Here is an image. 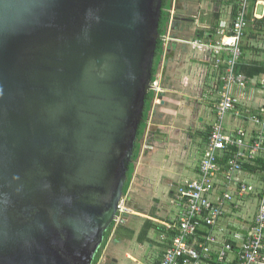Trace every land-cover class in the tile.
<instances>
[{"label": "water", "instance_id": "water-1", "mask_svg": "<svg viewBox=\"0 0 264 264\" xmlns=\"http://www.w3.org/2000/svg\"><path fill=\"white\" fill-rule=\"evenodd\" d=\"M163 0H0V264H93L153 89Z\"/></svg>", "mask_w": 264, "mask_h": 264}, {"label": "built area", "instance_id": "built-area-1", "mask_svg": "<svg viewBox=\"0 0 264 264\" xmlns=\"http://www.w3.org/2000/svg\"><path fill=\"white\" fill-rule=\"evenodd\" d=\"M175 4L174 0L172 14ZM222 5H227V10L220 16H229L227 19L220 17L215 28L199 23L197 31L204 32L203 37L195 35L193 40H180L204 54V74L210 75L209 85L216 94L215 99L212 98L215 104L210 102L214 120L203 149L198 150L201 159L196 176L175 185L172 205L177 208L176 216L164 226L176 236L158 264H257L264 256V187L256 206H244L243 201L258 195L254 186H248L239 178L244 163L264 158V114L262 118L261 113L256 112L242 115L236 111L240 100L234 95L235 89L244 90L257 84L264 95V77L248 79L236 71L243 58L242 45L248 21L264 19V0H223ZM171 35L168 32L165 41L173 39ZM153 89L160 99V80L153 83ZM232 114L258 128L252 138L245 128L231 130L229 116ZM237 183L241 185L235 189ZM230 208L245 214L250 210L251 225L247 224L246 234L233 233L221 224ZM129 212L122 201L116 224L123 222L120 215ZM164 238L162 236L160 242Z\"/></svg>", "mask_w": 264, "mask_h": 264}, {"label": "crops", "instance_id": "crops-1", "mask_svg": "<svg viewBox=\"0 0 264 264\" xmlns=\"http://www.w3.org/2000/svg\"><path fill=\"white\" fill-rule=\"evenodd\" d=\"M175 1H176V11L178 13V15H176L178 17L176 18L178 19V21H174L170 28L173 33V35H171V38L173 39H168V41L167 40L165 41L166 53L164 55L163 71L166 72V75L168 74V78L167 79L161 78V80L164 83L166 81L169 83H172L174 81L175 83L179 77H182V79L187 78L189 80L188 89L190 90L193 86L192 82L194 80V78L189 79L190 74L191 76L194 74H199V69L194 64H196L197 62V65L199 66L205 65L203 62L204 54L201 51L194 49L189 43L181 42L180 38H184L187 40H193L195 38V34L197 31V24L199 25V23H202V25H208V24L211 25L213 18H215L216 11H217L216 14H219L220 16L221 13L226 12L225 10H227L226 9L227 5H220L223 2L222 0H197L195 1L197 3H194L193 5H190L189 3L184 2V0H175ZM203 3H206L207 5H209L208 10L209 12L210 11L211 12L209 14L208 13L205 14L204 12L203 14L205 15H204V18L202 19V18H199L198 16L205 9ZM208 10L206 9V11ZM182 11L184 13L180 15ZM226 16H228V14ZM228 17H221V19L222 18L227 19ZM190 18H192V21H189ZM182 33L188 35L189 38L181 37L180 35ZM254 41L259 42V40H254ZM253 46H255L256 51L255 50L249 51L246 55L247 56L246 60L249 63L262 62L264 64V52H261V45H258L256 43V44H253ZM250 53L253 54V58H249ZM199 61L202 62V64H198ZM203 73H204V67H203ZM263 77H264V74H262L261 76H258V78L260 79ZM201 82H202V78H200L199 85L200 87H203L201 85ZM165 92L166 91L164 89L163 93ZM234 95L240 100V102L242 103V107H243L242 109L247 114H251L252 112H255V110L258 109V107L261 105V93L259 91V88H257L256 86L247 88L244 90L235 89ZM196 100L197 98L194 99V101ZM206 100L207 99H205L204 102L202 101L198 102L202 106V108H204L202 112L199 110V114L197 116L198 118L197 122L199 124V127H198L199 129L193 134L185 133L184 136H180L179 134H177L176 137L175 136L170 137V139L174 140V142H179L178 146L180 147L178 148L180 149H176L178 150V154L176 152L177 156H180V150L181 151L183 150V146L185 144L184 141H189L187 150H185L187 157L189 154V150H202L203 149L204 141L206 139V134L210 128V124H212V120H214V114H212L210 110V108H213V107H211L210 102H208L209 104H207ZM167 117H168L167 122L172 123L174 121V119L171 120L169 116ZM229 127L231 128V130H234L237 127L245 128L247 132L250 134L249 137L251 138L258 131V128L253 123H247L244 121L241 122L240 120H232L231 123L229 121ZM178 132L179 131H177V133ZM165 145L173 146L175 144H172L170 142V144H165ZM150 146H146L147 148L145 150H148V151L149 150H159L158 148L155 149L154 145H152V147ZM157 157H159V154H157L156 151H151V153H149L148 157L146 158V161H143L142 163L139 164V166H137L134 176H133V184H132L133 186L130 188L129 194H130V197L134 199L135 202H138L142 205L146 204L145 207L147 208V214L141 215L137 213L139 216L142 217V219L144 218L146 220H152L155 224L165 227L164 226L165 223H170L172 220L175 219V216H176L175 213L177 212L176 210L177 208L176 206L172 205L173 191L175 190V185H177L178 183H181L182 181L179 179L174 180L172 181V185L169 182L170 185L168 188V192L164 194L165 197H168V203H166L165 200L161 201V198L158 195L159 193L158 188L160 187L159 186L160 182L159 183L156 182L157 172L155 173L153 172V171H158L156 169L157 168L159 169L162 166L161 160L157 163L155 162V159ZM179 158H174V156H171L169 153L165 155V160L168 162L169 165L176 163L175 164L176 166L179 165V166L185 167L187 162L177 160ZM200 159H201V151L199 153L197 163L192 169L194 172V177L196 176V172L198 171L197 167L199 165ZM152 172L154 174H152ZM187 180H190V179H187ZM243 203H245V205L249 207H254L257 204V196L253 195L251 198H248L246 201H243ZM140 204L135 205V208L138 210L140 209L143 210L141 208L142 206H139ZM152 210H154L153 213L151 212ZM149 213H152V214H149ZM249 214H250V210L249 212L245 214L242 210L235 211L234 208H230L228 210V214L226 215V217L221 221V224L225 228H229L230 231L232 230L234 233L239 231L243 234H246L247 224L251 225V221H250L251 216H249ZM145 221H143L142 224H144ZM240 227H243L244 229H240ZM131 229L135 231V228L132 227ZM141 229L142 228L138 230V234L135 232L134 237H132L134 241L135 240L138 241V236L140 234ZM150 234H151V231L148 235L149 238H151ZM130 241L131 240H127L123 236H117L115 233L113 234V236H111V239L109 240V243L107 244L108 245L107 250H109L108 251L109 253L114 254V256L112 257L109 256L111 257V261L113 264H121V260L124 257L133 262H136V259L132 256L130 251L129 252L125 251L126 249H130V248L133 249V251H135L134 245L128 244ZM155 241H158V240H155ZM155 241L150 244L151 247H154L157 245V244L155 245ZM145 245H147V242L145 244L144 243L140 244V247L145 246ZM164 250L165 249L163 247V248L158 249L156 252L152 253L151 259L149 257L150 261L149 259L147 261L148 264H153L152 261L154 262L159 261L162 254L164 253ZM105 262L106 261L103 260V264H105ZM257 264H264V256H263V259Z\"/></svg>", "mask_w": 264, "mask_h": 264}, {"label": "rangeland", "instance_id": "rangeland-1", "mask_svg": "<svg viewBox=\"0 0 264 264\" xmlns=\"http://www.w3.org/2000/svg\"><path fill=\"white\" fill-rule=\"evenodd\" d=\"M195 1H197V0H184V2L189 3L190 5L197 3ZM203 5H204L205 9L202 11V13L199 16L196 15L202 19L204 18V15L206 13L209 14L211 12V11L209 12V10H208L209 5H207L206 3H203ZM206 9L208 11H206ZM204 12H205V14H203ZM183 13L184 12L182 11L180 15H182ZM173 15L174 16L178 15L176 10L174 11V14H172V16ZM169 33L172 34L171 29H170ZM180 36L185 37V38H189L188 35L183 34V33ZM180 39H184V38H180ZM185 40H187V39H185ZM256 43L258 45H264V39H260L259 42L250 41L251 46L253 44H256ZM254 48H255V46H254ZM249 58H253L252 53L249 54ZM163 63H164V57L162 60L160 70H159L158 75H157V78H158L157 80H160L161 93H163L164 89L166 92L163 94V96H159L160 99L155 97L154 108H153L151 115L149 117L146 134L143 137L144 139L142 141L140 157L135 163V170H136L137 166H139L140 163H142L143 161H146V158L148 157L149 153H151V151H156V153L159 154V157H157L155 159V162L157 163L161 160V163H162L161 168L156 169L158 171H153L154 173L157 172L156 182L157 183L160 182L159 183L160 187L158 188V192H159L158 195L160 196L161 201L165 200V202L168 203V197H165L164 194H166L168 192L169 185L170 184L172 185V181H174V180L179 179L183 182L187 179L194 178V172L192 169L195 166V164L197 163V160L199 157V153H197L198 150H189V154L187 157L185 150H187L189 141H184L185 144L183 146V150L182 151L180 150V156H177L176 152L178 154V150H176V149H180V148H178V147H180V146H178L179 142H174V140H171L170 137H172V136L176 137L177 134H179L180 136H184L185 133H188V134L195 133L199 129L198 128L199 124L197 122L198 121L197 116L199 114V110L201 112H202V110H204V108H202V106L198 102L199 101L204 102L205 99H207L206 102L207 101L211 102L215 93L212 92V89L207 86L208 82H207V80L205 81V79H204V77H206V75L203 73L204 65L199 66V65H197V62H196V64H194L196 67H198L199 74H194L192 76L190 74L189 79L194 78V80L192 82L193 86L189 90L188 89L189 80L187 78L182 79V77H179L175 83H174V81L172 83H169L167 81L165 83L162 82L161 78H166V79L168 78V74L166 75V72L163 71V67H164ZM198 64H202V62L199 61ZM200 78H202L201 85L203 87H200V85H199L200 84ZM195 98H197L196 101H194ZM207 104H209V103L207 102ZM204 112H206V111H204ZM167 116H169L171 120L174 119V121L172 123L167 122L168 121ZM159 126H161V127H159ZM177 131H179V132L177 133ZM156 142H158V143H156ZM170 142L172 144H175L176 146L175 145H173V146L165 145V144H170ZM152 145H154L155 149L158 148L159 150H149V151L145 150L147 148L146 146L152 147ZM168 153L171 156H174V158L180 157L177 160L187 162L186 166L185 167L184 166L182 167L179 165L176 166L175 165L176 163L169 165L168 162L165 160V155ZM186 159H187V161H186ZM153 172H152V174H154ZM169 182H170V184H169ZM132 184H133V180H132L130 188L133 186ZM129 193L130 192L128 191V194L126 196H123V203L126 205L127 209L130 210V212L127 214L120 215V217L123 219V222L120 224H122V226L135 228V232L138 234V230L140 228H142V226H143L142 223L146 219H144V218L142 219V217L139 216L137 213H139L141 215H146L147 214V208L145 207L146 204L142 205L138 202H135L134 199H132L130 197ZM138 204H140L139 206H142L141 208L143 210H141V209L138 210L135 208V205H138ZM148 207H149V205H148ZM139 211H141V212H139ZM151 212L153 213L154 210H152ZM152 213H149V214H152ZM118 225L119 224H117V227H119ZM150 235H151L150 239H152L154 241L158 240L160 237L154 231H151ZM151 243L152 242H149V243H147V245L140 247L139 242L137 240L134 241L132 239L128 244L134 245L135 251H133V249H131V248L126 249L125 251L126 252L130 251L132 256L136 259V262H133V261L124 257L121 260V264H148L147 261H148L149 257L151 259L152 253H154L158 249L164 247V245L159 241H155V245L156 244L157 245L154 247L150 246ZM107 249H108V245L105 248L104 252L102 253V255L100 257V261L98 264H103V260L106 261L105 264H113L111 261V257L114 256V254L109 253L108 252L109 250H107ZM109 256H111V257H109ZM150 259H149V261H150Z\"/></svg>", "mask_w": 264, "mask_h": 264}, {"label": "trees", "instance_id": "trees-1", "mask_svg": "<svg viewBox=\"0 0 264 264\" xmlns=\"http://www.w3.org/2000/svg\"><path fill=\"white\" fill-rule=\"evenodd\" d=\"M222 4H223V2L220 5H222ZM173 8H174V0H163L162 14H161V20H160V26H159L160 38H159L158 43H157L156 56H155L154 67H153V72H152V83H154L158 79L157 75H158V72L160 70L163 57L166 53L165 37L168 33L169 27L171 26V21L173 18L172 17ZM219 18H220L219 14L215 13V18H213V21L211 24L214 28H215V26L218 25ZM191 19L192 18H190L189 21H192ZM195 35L203 37L204 32L197 31ZM260 39H264V19L256 20L253 23L249 20L248 26L245 29V34H244V38H243V45H242L243 46L242 47L243 58H242L240 64L236 68V71L238 74H244L248 77V79H257L258 76H261L262 74H264V64L262 62H251V63H249L246 60V57H247L246 55L249 51H253V50L256 51L254 46L253 45L251 46L250 41L260 40ZM261 52H264V45H261ZM209 76L210 75L208 74V76L206 77V80L208 81V83H207L208 87H210ZM256 87L257 88L260 87V84H257ZM219 90L216 89V91H219ZM218 98H216V102H217ZM213 99H215V98L213 97ZM213 99L211 100V102L215 104V101ZM154 100H155V91L151 90L148 93L146 100H145L144 115H143V119H142V122H141V125L139 128V131H138L137 142H136L135 151H134V155H133V162L130 165L128 176H127V182H126V185L124 188V196H126L128 194V191L130 189V186H131V183L133 180V176L135 173V163L140 157L142 141L144 139L143 137L146 134L149 117H150L151 112L154 108ZM242 108H243L242 103L239 102L238 105L236 106V111H239L242 115H244V114L247 115V113H245ZM263 108H264V95L261 93V105L258 107V109L255 110L256 113H258V114L261 113V118L264 114ZM260 110H261V112H260ZM255 112H252V113H255ZM229 120L231 123L232 120H239V119L236 118L234 114H232L229 116ZM240 121L242 122V120H240ZM212 122H213V120H212ZM192 136H194V135H192ZM235 151L236 150H232L231 152L234 153ZM239 178H240V181L246 182L247 185L249 184L248 186H254L256 188L255 194L258 195L257 198H261L262 197V195H261L262 194V188L264 187V158L259 157L257 159V161L253 162V163H251V162L244 163L243 169L241 170V172L239 174ZM239 185H241V183H237V186H235V189ZM244 206H245V203H244ZM115 227H116V225L114 222L111 225V227L109 228L108 232L106 233L104 243H103L98 255L96 256L93 264L99 263L100 257L102 255V253L104 252V250H105V248H106V246H107V244H108V242H109V240L113 234V230L115 229ZM116 229H118L116 231V235L117 236H123L127 240H132V237H134V235H135V231L132 230L131 228L127 227V226H119V227H116ZM226 229H229V228H226ZM150 231H155L157 233V235L160 236L158 241L160 240V238L162 236H165L166 239L164 238V240H161V243L164 245V249H166L171 244L172 239L176 236V233L173 230L169 231L166 229V227H163L161 225H157L152 220H146L145 223L143 224V227H142L140 234L138 236L139 244H143V243L145 244L146 242L147 243L148 242H154V240H152L148 237ZM229 231H230V229H229ZM159 262H160V259H159V261H155V264H158Z\"/></svg>", "mask_w": 264, "mask_h": 264}, {"label": "clouds", "instance_id": "clouds-1", "mask_svg": "<svg viewBox=\"0 0 264 264\" xmlns=\"http://www.w3.org/2000/svg\"><path fill=\"white\" fill-rule=\"evenodd\" d=\"M175 10H176V4H175ZM177 12V11H176ZM173 18H172V21H171V26H172V24H173V22L174 21H178V19L176 18V17H178V16H172ZM187 19H189V18H187ZM171 26L169 27V29L171 28ZM168 32H169V30H168ZM172 35H173V33H172ZM185 40V39H184ZM152 85H153V83H152ZM152 90H154V89H152ZM162 94H164V93H160V95L159 96H163ZM155 97H156V94H155ZM207 102H209V101H207ZM119 215V214H118ZM116 223V222H115Z\"/></svg>", "mask_w": 264, "mask_h": 264}, {"label": "flooded vegetation", "instance_id": "flooded-vegetation-1", "mask_svg": "<svg viewBox=\"0 0 264 264\" xmlns=\"http://www.w3.org/2000/svg\"><path fill=\"white\" fill-rule=\"evenodd\" d=\"M115 225H116V227H117V224L115 223ZM118 226H122V224H119ZM116 227H115V229L113 230V234L115 233L116 234V231L118 230V229H116ZM113 234H112V236H113ZM111 239V238H110ZM109 243V242H108Z\"/></svg>", "mask_w": 264, "mask_h": 264}]
</instances>
